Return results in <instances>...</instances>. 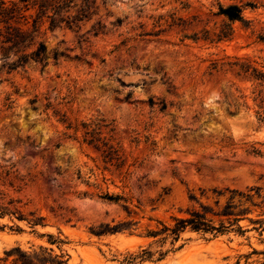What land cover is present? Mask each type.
Wrapping results in <instances>:
<instances>
[{
  "label": "rangeland",
  "instance_id": "1",
  "mask_svg": "<svg viewBox=\"0 0 264 264\" xmlns=\"http://www.w3.org/2000/svg\"><path fill=\"white\" fill-rule=\"evenodd\" d=\"M34 3L0 0L22 42L0 23V264L16 248L64 264H264L247 221L173 247L147 237L198 209L192 195L264 190V126L232 65L264 66V0ZM233 5L243 21L220 14Z\"/></svg>",
  "mask_w": 264,
  "mask_h": 264
},
{
  "label": "trees",
  "instance_id": "2",
  "mask_svg": "<svg viewBox=\"0 0 264 264\" xmlns=\"http://www.w3.org/2000/svg\"><path fill=\"white\" fill-rule=\"evenodd\" d=\"M30 1V0H26ZM39 0H33L37 3ZM75 0H52L54 4L48 6L54 7V9H63L72 4ZM33 5H36V4ZM1 6L0 16L5 24L9 25L7 33V42L21 44L18 36H14V29H11V22L13 20V14L8 8ZM220 14L228 18L230 21H243V12L239 6H228L220 7ZM12 31V33H11ZM19 33L26 35V32L19 30ZM264 41V36H262ZM27 55L23 57L27 61ZM24 63V61L22 60ZM239 67L240 74L244 75L246 80L253 85L251 96H243L244 102L248 99L252 100L253 107H249L253 110L255 118L259 124L264 126V66L258 68L253 66L250 62L239 64L238 62L232 64ZM238 74V75H240ZM252 154H259L260 152L256 149L250 151ZM213 195L215 196V202L213 204H204L200 200L192 195L191 199L198 205V209L188 210L186 217H175L173 218V224L168 225L164 222H158L159 226L156 230L148 231L147 237L157 239V243L167 245L170 247L175 246L182 238V235L186 232H194L203 235H209L213 238L222 236L231 232L243 234L246 232L240 225L241 222L247 221L251 225L258 226L261 234L264 235V190L259 187H253L246 191H240L236 189H224L214 190ZM109 200L113 201V197L109 196ZM6 210L2 211L0 215H6ZM257 213L256 218L252 216ZM22 217V216H19ZM23 220V218H19ZM39 218L32 222L33 225H39ZM131 223H122L114 227H109V233H118L127 230L131 227ZM111 231V232H110ZM52 237V236H50ZM264 243V240H263ZM17 252L18 254H15ZM168 252V251H167ZM166 253L160 252V256L164 258ZM264 254V252H263ZM13 255L18 256V259L13 264H64L60 260L59 256H52L48 252L44 251L43 254L36 256H30L23 252L21 248H16L13 251L7 253L8 257ZM153 252L149 250H143L138 255H131L129 260L134 263L138 259L145 261L150 260L153 257Z\"/></svg>",
  "mask_w": 264,
  "mask_h": 264
}]
</instances>
